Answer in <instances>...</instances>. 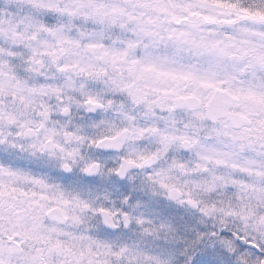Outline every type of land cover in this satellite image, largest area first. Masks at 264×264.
<instances>
[{
  "label": "snow or ice",
  "instance_id": "6c2138e0",
  "mask_svg": "<svg viewBox=\"0 0 264 264\" xmlns=\"http://www.w3.org/2000/svg\"><path fill=\"white\" fill-rule=\"evenodd\" d=\"M0 264H264V0H0Z\"/></svg>",
  "mask_w": 264,
  "mask_h": 264
}]
</instances>
